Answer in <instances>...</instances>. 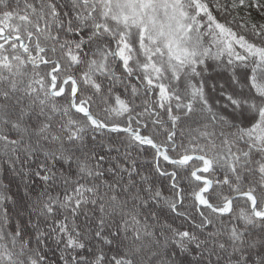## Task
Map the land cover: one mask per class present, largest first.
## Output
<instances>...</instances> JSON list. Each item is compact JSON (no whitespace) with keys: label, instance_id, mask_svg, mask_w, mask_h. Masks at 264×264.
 Returning a JSON list of instances; mask_svg holds the SVG:
<instances>
[{"label":"snow or ice","instance_id":"snow-or-ice-1","mask_svg":"<svg viewBox=\"0 0 264 264\" xmlns=\"http://www.w3.org/2000/svg\"><path fill=\"white\" fill-rule=\"evenodd\" d=\"M0 172V264H264V0H0Z\"/></svg>","mask_w":264,"mask_h":264},{"label":"trees","instance_id":"trees-1","mask_svg":"<svg viewBox=\"0 0 264 264\" xmlns=\"http://www.w3.org/2000/svg\"><path fill=\"white\" fill-rule=\"evenodd\" d=\"M217 73H221L220 69H215L214 71L210 72L209 75L212 77V80H209V86L211 87L212 81L216 80L219 83L225 84L228 78V73H221L218 75ZM219 84H217V88ZM214 95H219L218 92L214 93ZM150 157H143V159H148ZM0 180L3 181L4 184H8V179L4 178V173L0 172ZM10 194H13L17 199L23 197L24 195V187L21 184L20 180L17 178L15 179L10 185ZM167 194V193H166Z\"/></svg>","mask_w":264,"mask_h":264},{"label":"rangeland","instance_id":"rangeland-1","mask_svg":"<svg viewBox=\"0 0 264 264\" xmlns=\"http://www.w3.org/2000/svg\"><path fill=\"white\" fill-rule=\"evenodd\" d=\"M218 84H222V83H218Z\"/></svg>","mask_w":264,"mask_h":264}]
</instances>
